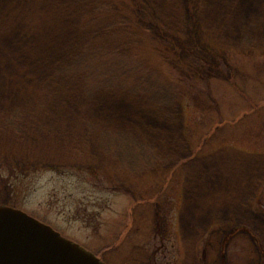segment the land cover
Segmentation results:
<instances>
[{"label": "rangeland", "instance_id": "rangeland-1", "mask_svg": "<svg viewBox=\"0 0 264 264\" xmlns=\"http://www.w3.org/2000/svg\"><path fill=\"white\" fill-rule=\"evenodd\" d=\"M32 1L41 0H0V205L25 210L106 264H263L264 223L248 215L264 211V199L260 191L240 190L239 181L242 169L256 163L250 152L264 151V0H151L153 10L149 6L148 19L139 23L171 50L170 63L163 65L158 53L147 49L145 37L133 39L128 48L176 83L185 80V96L173 109L177 115L165 121L143 103L131 107L132 102L113 97L88 101L79 93L55 101V108L33 104L36 110L30 108L21 119L14 116L26 100L18 85L36 84L45 61L33 57L41 64L27 70L31 63L23 45L34 36L22 41L21 8ZM200 1L205 5L197 8ZM168 3L179 16L164 17ZM202 30L210 31L209 41ZM245 36L254 42L249 51L241 49ZM195 55L202 60L197 66L191 60ZM232 74L238 87L230 81ZM107 117L143 133L172 134L183 144L170 150L172 157L160 167L130 170L87 125ZM191 147L206 160L192 167L216 178L208 189L214 191L203 194L215 202L210 207L206 201L184 204L185 175L175 169ZM29 164L36 167L27 171ZM51 164L61 165L53 169ZM212 222L222 223L216 230L227 223L237 229L236 243L221 249L217 236L208 234Z\"/></svg>", "mask_w": 264, "mask_h": 264}, {"label": "trees", "instance_id": "trees-1", "mask_svg": "<svg viewBox=\"0 0 264 264\" xmlns=\"http://www.w3.org/2000/svg\"><path fill=\"white\" fill-rule=\"evenodd\" d=\"M121 1L63 0L58 3L57 1L41 0L38 4L32 1L21 8L24 14L22 31L26 35L22 37V41H26L27 36H34L30 43L23 45L31 63L27 70L41 64V60L40 63H34L33 57L40 59L42 56L45 61L43 65L41 64V73L38 74L36 71L39 75L36 84L18 85L20 94L28 102L22 100V104L15 108L14 116L23 118L33 104L40 110L50 105L55 108L57 106L54 105L55 101L62 99L65 102L64 99H73L77 93L82 94L83 99L88 101L113 97L119 103L123 99L132 102L131 107H137L139 103H143L146 110L156 112L159 118L164 121L177 115L173 109L177 108L179 100L185 96L181 90V86L186 83L185 80L179 78V81L177 80L179 86L169 73L162 69L158 70L156 66L152 68L151 65L142 63L136 53H131L135 50L128 48L133 39L138 36L145 37L150 41L147 49L158 53L163 65L170 63L167 61L170 60L168 53H171V50L164 46L158 36L152 33L150 27L147 28L139 23L142 17L147 18V10L150 11L149 6L153 10L150 5L151 0H132V3L129 2L131 5H125V2L122 4ZM165 5L166 8L161 11L166 14L164 17L167 16V13H170L168 17L180 15L175 6L169 3ZM199 5L197 8L203 7L205 4L200 1ZM19 16V13H16V18ZM183 23L184 21L181 24ZM157 24L160 27V32H163L162 24L160 22ZM145 31H150L151 34L148 32L149 34L146 35ZM209 32V30L201 31V34L206 33L204 37L206 41H209L207 39ZM197 36L198 34L195 35V37ZM211 44L214 45L213 42ZM241 44V49L249 51L254 42L250 37L245 36ZM244 53L246 52L244 51ZM191 60L195 63L194 66L202 61L196 55L192 56ZM226 60L229 64L230 61ZM7 76L11 80L15 73L12 72V75ZM188 78L192 80L195 76L189 74ZM230 81L235 87H238L233 74ZM208 83L210 82L208 81ZM239 91L242 93L241 90ZM252 107L255 108V106ZM32 110H36V108L33 107ZM132 111L134 112V109ZM118 123L107 117L100 121L93 119V121H88L87 125L98 134V138H101L99 144H102L112 155L115 154L116 157L118 156L117 158L125 160L130 170L136 171L140 167L142 169L156 168L158 165L160 167L172 157L169 151L173 150L177 144H183L181 140L175 142L174 137L169 133L159 130L150 131L151 134L143 133L137 128L123 124L119 126ZM210 129L206 130L207 133L202 134L204 135L203 139L206 134L212 132L213 128ZM191 149L188 157L186 155L180 157L182 159L179 161V167L175 169L185 175L184 204L187 208L190 203L192 204V201L196 205H201L198 201H206L205 205L210 207L215 202L208 201L203 194L204 191L208 193L214 191V189L212 191L208 189L214 188L210 183L216 178L210 176V173L208 175L192 167L195 162L206 160L198 156V148L191 147ZM250 154L255 156L256 163L249 169H242L243 175L239 181V188L240 190L246 188L244 190L246 192H256V195L260 191L259 197L263 200L264 151L250 152ZM59 165L61 164H51L50 167L57 169L60 167ZM19 166L21 172L24 167L20 164ZM35 167L33 164H29L25 169L28 168V171ZM219 190H222V187ZM249 214V217L264 223V211L254 209ZM220 224L212 222L208 231ZM229 228L230 230H227ZM212 229L207 233L217 236L220 248L223 245L225 247L227 244L236 243L239 236V232H236L237 229H232L229 223L218 230ZM217 243H215V248Z\"/></svg>", "mask_w": 264, "mask_h": 264}, {"label": "water", "instance_id": "water-1", "mask_svg": "<svg viewBox=\"0 0 264 264\" xmlns=\"http://www.w3.org/2000/svg\"><path fill=\"white\" fill-rule=\"evenodd\" d=\"M0 264H106L26 211L0 205Z\"/></svg>", "mask_w": 264, "mask_h": 264}]
</instances>
